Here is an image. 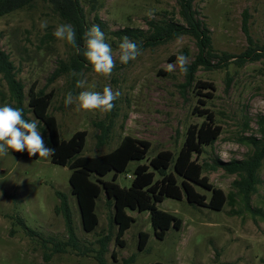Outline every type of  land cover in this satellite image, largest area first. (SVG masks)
<instances>
[{"label":"rangeland","instance_id":"1","mask_svg":"<svg viewBox=\"0 0 264 264\" xmlns=\"http://www.w3.org/2000/svg\"><path fill=\"white\" fill-rule=\"evenodd\" d=\"M77 1L86 29L99 25L112 48L115 67L111 76L95 73L90 63L80 67V75L72 76L73 47L52 34L57 24L70 22L52 3L34 0L0 17V45L12 61L15 78L23 85V105L26 107L30 86L52 91L48 112L56 119L59 139H67L78 129L87 132L82 155L106 153L126 134L148 140L150 148L145 157L130 160L125 170L117 173L115 181L124 187L130 185L134 166L148 163L159 150L169 149L174 159L188 125L203 119L195 113L194 105L198 109L207 107L222 131L213 144L203 148L197 161L203 163L202 174L227 194V201L221 210H212L191 205L184 196L179 200L165 197L158 208L175 214L182 222L179 229H167L162 239L154 236L148 211L127 210L133 221L124 231V245L120 247L114 242L113 204L104 191L96 198L97 225L84 231L68 182L71 170L51 162L50 157L31 158L9 152L0 157V264H263L264 156L247 195L238 183L244 172L230 173L212 165L215 160L249 159L264 147V125H259V118L264 117V0H193L198 17L210 30L213 50L234 55L214 69L195 64L197 47L187 34L140 48L135 60L120 63L118 46L122 40L112 32L126 26L148 32L149 19L179 21L175 0ZM150 9L152 18L145 15ZM244 12L252 47L259 48L262 56L238 63L237 56L248 46L241 27ZM43 20L48 26L41 29ZM180 53L188 58L187 73L178 67L167 71V65L175 64ZM189 66L192 72L188 81ZM78 79L86 80L87 89L95 85L92 90L102 91L110 85L113 91H119L113 110L103 113L79 109L75 103L66 106L68 92L75 96L85 90L76 87ZM197 80L210 81L215 87L213 97L205 99L203 106L198 105L193 89ZM4 104L12 102L0 75V105ZM26 116L34 119L30 112ZM42 127L38 123L49 148ZM168 170L173 171L171 166ZM111 177L112 172H108L102 179ZM195 187L209 198L208 190ZM57 193L64 196L74 242L67 238L68 225ZM140 231L148 236L141 249Z\"/></svg>","mask_w":264,"mask_h":264},{"label":"trees","instance_id":"2","mask_svg":"<svg viewBox=\"0 0 264 264\" xmlns=\"http://www.w3.org/2000/svg\"><path fill=\"white\" fill-rule=\"evenodd\" d=\"M34 0H0V17L6 15L25 5H30ZM52 3L53 7L66 17L68 22L72 24L77 34V45L81 49L78 54L73 48V61L75 71L78 73L80 67L85 63H89L82 55L83 52V34L87 31L84 16L81 12L77 0H45ZM179 21L169 20H146L149 31L138 27L126 26L121 29L114 30L112 33L119 37L120 40L124 36L129 39H137L134 41L139 48L151 46L156 43H162L182 34L191 36L196 44L197 52L195 55V64H202L206 69L220 68L230 58L234 57L227 52H215L211 44L210 30L207 25L198 17L197 11L193 7V0H175ZM242 30L248 41L246 49L237 56V62L243 63L247 60L258 59L262 54L258 52L259 48L252 47L253 41L249 35L247 27V16L243 13ZM1 40V33H0ZM264 49V46H261ZM260 50V49H259ZM215 60L211 64V60ZM189 81L191 79L192 68L189 66ZM13 64L7 52L0 45V75L5 81L8 92V99L12 102L11 106L23 109L24 117L27 112L32 113L35 119L43 126L41 131L46 134L49 148L54 149V155L50 156L53 163L67 166L71 171L68 176L70 191L74 195L82 229L91 231L97 225L98 217L95 212L96 198L101 191H104L107 199L112 201L113 214L112 222L116 225L114 242L117 246L122 247L124 240L122 235L130 226L133 217L129 215L127 210L148 211L150 224L153 228V234L156 238L162 239L166 230L170 227L179 229L181 226V218L173 213L158 208V204L165 198L181 199L183 196L186 201L195 206L205 207L212 210H221L227 201V194L220 187L214 186L206 175L202 174L203 163L197 161V157L203 152V148L213 144L219 137L222 128L215 122L214 115L207 107L194 105V111L199 116H203L200 123L189 124L183 142L173 158V153L169 149L159 150L153 157L149 158L148 163H138L132 170L131 182L128 187L120 186L116 181L118 172L125 170L130 160H139L145 157L150 142L146 139L136 138L131 135H124L117 145L106 153L96 156H86L80 154L86 137V130H75L67 139H59L58 124L55 117L48 112L53 92H44L35 90L30 86L27 91V104L23 105L24 92L23 85L15 78L13 72ZM196 88L197 103L200 106L206 104L205 99L213 97L215 87L212 82L205 80H197L193 86ZM199 89H204L201 93ZM202 97V98H201ZM259 125L263 127L264 117L259 118ZM252 140H254L251 137ZM16 156H25L36 158L39 155L29 156L27 151L16 152L9 150ZM264 156V147L249 159L231 160L222 162L213 161L212 167H222L224 170L240 174L238 183L247 193L253 188L254 172L259 160ZM172 167L173 171L168 170ZM108 172H112L110 180H103L102 176ZM91 174L93 178L91 179ZM155 174L158 177H155ZM195 186L201 187L210 192L209 198L205 193L199 192ZM60 204L68 225L67 238L74 242L75 236L72 234L70 227V217L64 196L57 193ZM139 248L146 243L147 233L140 231ZM111 256L114 257V251ZM101 263V258H99ZM264 264V259H262ZM140 264V263H136ZM151 264H160L154 262Z\"/></svg>","mask_w":264,"mask_h":264},{"label":"clouds","instance_id":"3","mask_svg":"<svg viewBox=\"0 0 264 264\" xmlns=\"http://www.w3.org/2000/svg\"><path fill=\"white\" fill-rule=\"evenodd\" d=\"M145 15L149 18L154 16V12L150 9ZM47 20L40 22L41 29L47 28ZM53 36L58 40L64 41L66 44L75 48L78 54L81 53L80 47L77 45V34L74 26L70 23H59L55 26ZM83 52L82 55L91 64L95 73L110 77L115 67L112 48L110 44L105 42V33L99 25L93 24L83 34ZM119 61L127 64L130 60H135L141 54V50L136 42L131 41L129 37L124 36L119 43ZM182 73L188 71V58L182 53L176 57V63H169L167 71H175L176 68ZM72 76L80 75L73 71ZM86 80H76L77 88H85ZM95 85L92 86V89ZM87 89L80 91L77 95H73L70 91L65 95L64 104L66 106L76 104L79 109L86 111L99 110L108 113L115 107L114 101L119 98L121 93L113 91L110 85H105L102 91ZM38 119L28 120L24 117L23 109L13 107L8 104L0 105V157L6 156L9 150L16 152L27 151L29 156L39 155L41 158H48L54 155V149L46 147L43 137L40 135L38 128Z\"/></svg>","mask_w":264,"mask_h":264}]
</instances>
